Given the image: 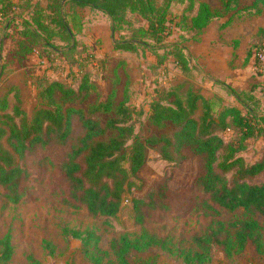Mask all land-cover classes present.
Segmentation results:
<instances>
[{
    "label": "trees",
    "instance_id": "obj_1",
    "mask_svg": "<svg viewBox=\"0 0 264 264\" xmlns=\"http://www.w3.org/2000/svg\"><path fill=\"white\" fill-rule=\"evenodd\" d=\"M254 2L264 4V0ZM163 3L159 6L155 0H47L42 5L37 0H0V32L8 21L21 25L22 39L17 42L19 58L26 57L37 44L52 54L61 55L69 65L64 77L38 78L36 95L41 106L30 118L18 107L13 108L12 114L3 115L0 187L7 202H19L26 188L24 182L28 172L19 163L24 153L50 143L64 144L76 119L83 134L60 166L66 186L62 201L68 206L83 207L91 216L114 218L134 185L132 179L144 164L148 148L155 147L160 157L167 161L178 156L201 157L202 172L195 185L208 200L229 212L241 209L249 216L258 214L264 218V186L243 180L264 169V152L260 159L250 164L237 156L249 139L260 137L264 142V113L260 112L264 103V81L260 88L262 100L252 87L230 90L237 106H223L219 102L215 105L216 98L205 99L192 89L183 90L179 84L161 88L155 91L156 98L150 103L147 114L148 123L159 133L143 138L134 133L133 123L135 113L141 112L125 100L114 106L111 95L86 109L80 106L97 92L88 68L97 58L87 46L71 37L79 34L82 28L76 8L88 7L106 15L113 33L129 24L128 16H136V20H140L136 21L137 26L130 28L131 37L115 41L114 47L130 52L142 47L155 55L159 49L168 47L175 65L181 72H187L190 66L182 48L177 44L163 45L169 35L168 15L176 4H182L175 25L182 32L200 33L209 25L214 12L203 0H164ZM224 7L230 11L227 3ZM141 20L145 24H139ZM259 32L264 35V28ZM253 46V63L259 65V51L264 48V42ZM98 61L102 69L104 60L99 58ZM161 61L162 58L158 62ZM199 101L202 113L195 118ZM1 108L5 109V103ZM14 116L19 117L18 121ZM228 131L231 138L226 140L222 134ZM128 141L131 142L129 146ZM234 169L237 178L227 180L225 173ZM172 195L165 182H157L144 196H132L135 222L142 224L150 211L170 209ZM142 230L135 238L123 234L110 242L113 261L103 262L105 253L97 248L86 254L92 264H130L128 256L133 250L152 245L166 247L165 239H157ZM205 235L195 238L194 248L177 250L183 262H205L210 243L221 245L227 254L242 251L247 243L264 253L261 228L253 218H238L227 226L213 220L210 234ZM72 236L80 238L85 246L94 238L92 235L83 238L78 231H73ZM11 255V237L6 233L0 238V264H8Z\"/></svg>",
    "mask_w": 264,
    "mask_h": 264
},
{
    "label": "rangeland",
    "instance_id": "obj_2",
    "mask_svg": "<svg viewBox=\"0 0 264 264\" xmlns=\"http://www.w3.org/2000/svg\"><path fill=\"white\" fill-rule=\"evenodd\" d=\"M37 1L45 5L47 0ZM163 1L155 0L159 6L164 4ZM203 1L208 3L214 16L200 33L182 32L175 25L182 4H176L168 15L169 35L163 45L177 44L182 48L192 67L187 72H181L175 65L168 47L159 49L156 55L142 47L134 52L114 47L112 39L119 42L131 37L130 28L137 26L136 21L140 20H136V16H128L129 24L111 35V23L106 15L88 7L76 8L82 28L73 38L87 46L97 58L96 63L88 65L97 92L83 101L81 108L105 101L111 95L114 106L125 100L141 112L135 113L133 123L134 133L143 138L159 133L148 123L149 105L156 98L155 91L170 85L192 89L205 99L214 97L215 105L219 102L223 106H237L230 90L250 87L262 100L264 60L260 59L261 64L255 65L252 56L253 45L264 42V35L259 32L264 28V4L254 0ZM225 3L230 11L225 9ZM139 24L145 23L141 20ZM20 30L18 22H9L0 32V123L5 120L3 115L12 114L15 107L30 118L41 106L36 95L38 78H60L69 71V65L61 55L52 54L41 45L35 44L31 53L19 58ZM98 57L104 60L102 69ZM160 58L162 61L158 62ZM3 103L5 109L1 108ZM263 110L264 103L260 112L264 113ZM201 113L199 101L194 117L198 118ZM82 134V128L74 119L72 132L64 144L50 143L24 153L19 163L28 172V179L19 202H7L0 187V238L9 233L12 245L8 264H92L86 253L96 248L105 253L103 262L113 261L110 242L123 234L135 238L142 229L157 239H165L167 245L133 250L128 256L130 264H187L177 250L194 248L195 238L210 234L213 220L227 226L238 218H253L259 223L264 240L263 217L249 216L241 209L226 211L208 200L196 187L195 180L202 172L201 157L178 156L167 161L160 157L155 147L148 148L144 164L132 179L134 185L114 218L91 216L83 207L68 206L62 201L66 186L60 166ZM222 136L229 140L231 132H224ZM130 143L128 141L127 146ZM262 152L264 142L260 137H253L237 156L250 164L260 159ZM225 174L227 180L237 178L235 169ZM243 180L264 186V169ZM157 182H165L173 192L171 208L150 211L139 224L133 218L130 198L144 196ZM73 231L80 232L83 238L89 235L94 238L85 246L80 238L72 236ZM209 246L208 259L199 264H264V253L257 252L250 243L242 251L230 254L219 244L210 243Z\"/></svg>",
    "mask_w": 264,
    "mask_h": 264
},
{
    "label": "built area",
    "instance_id": "obj_3",
    "mask_svg": "<svg viewBox=\"0 0 264 264\" xmlns=\"http://www.w3.org/2000/svg\"><path fill=\"white\" fill-rule=\"evenodd\" d=\"M259 58L264 60V48H261L259 51Z\"/></svg>",
    "mask_w": 264,
    "mask_h": 264
},
{
    "label": "crops",
    "instance_id": "obj_4",
    "mask_svg": "<svg viewBox=\"0 0 264 264\" xmlns=\"http://www.w3.org/2000/svg\"><path fill=\"white\" fill-rule=\"evenodd\" d=\"M114 33H113V31H112V29H111V35H113ZM112 42L114 43V39H112ZM96 56V55H95ZM98 58H100V57H98ZM189 66H190V68H192L191 67V65H190V63H189Z\"/></svg>",
    "mask_w": 264,
    "mask_h": 264
},
{
    "label": "water",
    "instance_id": "obj_5",
    "mask_svg": "<svg viewBox=\"0 0 264 264\" xmlns=\"http://www.w3.org/2000/svg\"><path fill=\"white\" fill-rule=\"evenodd\" d=\"M8 23H9V21L7 22V24L5 25V28L8 26ZM71 37L73 38V36L71 35ZM0 42H1V39H0ZM1 58V57H0ZM1 66H0V73H1Z\"/></svg>",
    "mask_w": 264,
    "mask_h": 264
}]
</instances>
